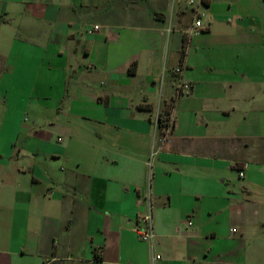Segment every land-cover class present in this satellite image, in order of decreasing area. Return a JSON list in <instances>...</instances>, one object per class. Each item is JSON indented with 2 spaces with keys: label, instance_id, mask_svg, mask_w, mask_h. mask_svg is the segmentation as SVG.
<instances>
[{
  "label": "crops",
  "instance_id": "obj_1",
  "mask_svg": "<svg viewBox=\"0 0 264 264\" xmlns=\"http://www.w3.org/2000/svg\"><path fill=\"white\" fill-rule=\"evenodd\" d=\"M199 11L195 34L187 0H0V104L24 138L1 165L0 264L264 258L246 238L264 226V0Z\"/></svg>",
  "mask_w": 264,
  "mask_h": 264
},
{
  "label": "rangeland",
  "instance_id": "obj_2",
  "mask_svg": "<svg viewBox=\"0 0 264 264\" xmlns=\"http://www.w3.org/2000/svg\"><path fill=\"white\" fill-rule=\"evenodd\" d=\"M3 102V99H1ZM7 106L4 104H0V173L2 172V163L8 159L10 149L15 145H21L24 142L23 134L20 136L18 132H20L19 125L21 123V114L18 111H13V109L7 111ZM12 114L13 119L9 121V118H6V114ZM7 114V115H8ZM16 114V115H15ZM22 123L25 125H31V117L29 115H22ZM172 120L174 121L173 117ZM170 132V130H169ZM233 178H235L236 183L243 182L245 179L240 177V172L237 170H233L232 174ZM257 176V175H256ZM258 193V197L261 199V194H263L264 189L256 188ZM262 225V224H261ZM261 236L262 241L264 242V226H260V224H253L250 233L247 235V239L254 247L256 244L260 242L259 237ZM250 264H264V258L260 257L258 254L250 253Z\"/></svg>",
  "mask_w": 264,
  "mask_h": 264
},
{
  "label": "built area",
  "instance_id": "obj_3",
  "mask_svg": "<svg viewBox=\"0 0 264 264\" xmlns=\"http://www.w3.org/2000/svg\"><path fill=\"white\" fill-rule=\"evenodd\" d=\"M210 2L211 0H187L188 6L195 12V19L190 30V33L200 34L205 28L202 22V13L200 8L205 5V3ZM99 27L96 26L94 30H98ZM93 30H89V33H92ZM181 69H177L176 73H181ZM191 91V87L189 85H181L178 93L179 95H183L189 93ZM156 126L159 127V116L156 119ZM240 176L243 178L245 176L244 172L241 171ZM137 234L140 236L141 240L146 243H153L156 239V233L153 224V216L151 211L148 214H145L138 219V227L136 229ZM156 260L161 259V256H157ZM154 259V260H155Z\"/></svg>",
  "mask_w": 264,
  "mask_h": 264
},
{
  "label": "trees",
  "instance_id": "obj_4",
  "mask_svg": "<svg viewBox=\"0 0 264 264\" xmlns=\"http://www.w3.org/2000/svg\"><path fill=\"white\" fill-rule=\"evenodd\" d=\"M187 51V41L184 42V47L182 50V59L185 58ZM177 101V98H174L164 109L163 112L159 115V130L161 132L162 136H165L168 134L169 130L172 131L175 127V121L172 120L173 115V109L175 107V103Z\"/></svg>",
  "mask_w": 264,
  "mask_h": 264
}]
</instances>
